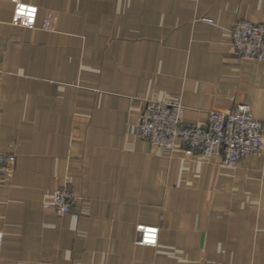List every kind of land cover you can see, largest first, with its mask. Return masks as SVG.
<instances>
[{
  "label": "crops",
  "instance_id": "crops-1",
  "mask_svg": "<svg viewBox=\"0 0 264 264\" xmlns=\"http://www.w3.org/2000/svg\"><path fill=\"white\" fill-rule=\"evenodd\" d=\"M240 18L264 23V0H0V264H264V138L226 166L137 135L149 99L179 98L184 124L236 102L264 117ZM60 187L63 215L43 204Z\"/></svg>",
  "mask_w": 264,
  "mask_h": 264
},
{
  "label": "built area",
  "instance_id": "built-area-1",
  "mask_svg": "<svg viewBox=\"0 0 264 264\" xmlns=\"http://www.w3.org/2000/svg\"><path fill=\"white\" fill-rule=\"evenodd\" d=\"M231 44L238 58L264 61V23L237 19L232 27ZM184 109L176 97L147 100L139 115L137 135L161 152L171 151L180 143L185 152L218 156L226 166H235L243 156L261 150L264 117H255L247 102L210 110L203 123L195 124L183 123ZM14 161L13 154L0 151V178L13 170ZM75 199L69 189L60 187L50 192L43 204L53 208L57 215H63L70 211ZM136 231L137 242L156 244L157 226L138 224ZM1 239L0 231V246Z\"/></svg>",
  "mask_w": 264,
  "mask_h": 264
}]
</instances>
